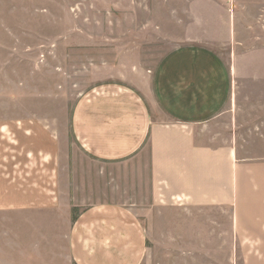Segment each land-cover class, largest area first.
I'll use <instances>...</instances> for the list:
<instances>
[{"label":"crops","instance_id":"crops-1","mask_svg":"<svg viewBox=\"0 0 264 264\" xmlns=\"http://www.w3.org/2000/svg\"><path fill=\"white\" fill-rule=\"evenodd\" d=\"M164 5L154 68L4 103L0 264H264V0Z\"/></svg>","mask_w":264,"mask_h":264},{"label":"rangeland","instance_id":"rangeland-1","mask_svg":"<svg viewBox=\"0 0 264 264\" xmlns=\"http://www.w3.org/2000/svg\"><path fill=\"white\" fill-rule=\"evenodd\" d=\"M164 2L0 0V112L5 102L32 108L40 99L46 117L70 116L100 82L97 66L154 68L175 47L162 29Z\"/></svg>","mask_w":264,"mask_h":264}]
</instances>
